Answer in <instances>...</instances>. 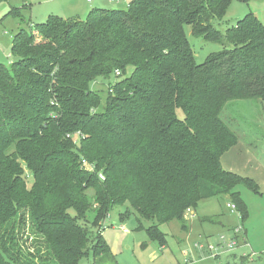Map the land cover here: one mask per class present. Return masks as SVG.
Instances as JSON below:
<instances>
[{
    "label": "trees",
    "instance_id": "trees-1",
    "mask_svg": "<svg viewBox=\"0 0 264 264\" xmlns=\"http://www.w3.org/2000/svg\"><path fill=\"white\" fill-rule=\"evenodd\" d=\"M234 1L250 0H132L126 10L92 9L85 21L49 15L19 31L15 60L0 64V264L106 255L104 222L126 203L134 230L160 247V227L178 221L188 231L186 217L203 201L228 196L248 219L236 189L261 194L260 186L224 168L239 137L221 115L231 102L264 101V24L251 13L218 30L213 22ZM186 27L223 49L198 64ZM113 75L121 80L103 99L91 85Z\"/></svg>",
    "mask_w": 264,
    "mask_h": 264
},
{
    "label": "rangeland",
    "instance_id": "rangeland-1",
    "mask_svg": "<svg viewBox=\"0 0 264 264\" xmlns=\"http://www.w3.org/2000/svg\"><path fill=\"white\" fill-rule=\"evenodd\" d=\"M131 2L132 0H95L94 2H89V0H3L0 2V64L8 66L15 60L12 55V46L14 38L19 31L21 29L27 31L34 30L37 24L46 22L48 14L65 19L76 18L85 21L92 9L126 10ZM12 8H20L22 16L16 17L9 14ZM251 13L264 24V0H250L248 3L234 1L224 19L220 21L215 20L213 25L218 30L224 32ZM186 33L198 64L204 63L211 54L223 49L219 44L206 41L202 37L193 36L191 27H186ZM9 55L12 57L9 58ZM132 71V69L128 70L125 78L130 77ZM119 80L121 79L113 75L109 80L99 78L91 86L93 91L100 93L103 99H105L109 87ZM263 103V100L235 101L229 103L222 112V119L237 134L239 141L244 142L242 137L247 133L246 129L254 131L253 126L260 123V118H264ZM178 116L184 119L183 112L180 110L178 111ZM256 129L260 130L258 133L260 136L264 135L263 127L257 126ZM75 140L78 143V139ZM240 147L242 148V146ZM245 147L252 152L254 151L258 156V162H261L264 166V147L261 145L252 148ZM231 153L236 155L235 148L227 153L223 159L224 168L227 170L229 168L226 157ZM240 163L238 162L236 165L241 167ZM230 170L242 176H247L241 169L230 168ZM249 176L258 182L261 194L254 193L246 186H239L236 189V191L240 192L242 199L248 207V219L244 221L239 212L232 213L230 211L228 205H232L233 203L228 196L200 203L198 209L194 211L197 214L196 217L191 216V212L187 215V221L193 227V231L190 234L187 235L184 233L185 231L183 232L178 221L160 227L167 236V252L166 256H164L166 263L161 261L160 264H185V259L190 261V264H237L240 262L238 257L243 254H251L252 252L255 254L262 253L264 251V172L262 173V177L257 176V173L253 175L252 172H250ZM27 181L31 187L33 184L31 177ZM87 195L93 206L95 204L93 190L88 191ZM121 214H124L122 220H127L130 216V220L127 223L128 226H136L135 220L138 216L133 213V209L129 203L115 207L104 222L105 238L109 246L110 239L113 240L117 237L118 230L114 226L115 224L120 226ZM71 215H76L74 210L71 211ZM95 218L96 213L92 209L87 214V222L85 224L90 226V223L94 222ZM206 218L213 219L214 223L202 222ZM143 222L145 227H150L153 224L148 220H143ZM240 227L242 230L241 233H238V246L231 252H228L226 249H220L218 251L219 259L212 257L207 245L218 244L221 235L227 238L234 236V230ZM144 242L148 244L154 243V245L160 247L156 242L150 241L144 231H134L132 235L126 236L120 244L117 260L120 263L128 260L127 264H137V260L140 264H149L147 260L149 250ZM197 242L205 246L203 250L198 249L200 252L195 251L193 248ZM128 245H131V249H128ZM31 246L29 239L26 247ZM182 252H186L185 257L182 255ZM232 259L234 263L231 261ZM91 260L93 261L92 257ZM81 264H87L86 260L83 259ZM256 264H263V262L257 261Z\"/></svg>",
    "mask_w": 264,
    "mask_h": 264
},
{
    "label": "crops",
    "instance_id": "crops-1",
    "mask_svg": "<svg viewBox=\"0 0 264 264\" xmlns=\"http://www.w3.org/2000/svg\"><path fill=\"white\" fill-rule=\"evenodd\" d=\"M94 1L89 0V2H94ZM48 15H50V14H48ZM259 120H260L259 121L260 123L256 124V126H253L254 131H250V130L246 129L247 133L244 134V136L242 137L244 142H242L240 140L238 146L235 147V151L237 152L236 155H234V153H235L234 152V153H231L230 155H228L226 157L227 158L226 161L228 162L229 171L234 172V171L230 170V168L231 169H241V171H244L247 175L244 177L252 178L249 176L250 172H252L253 175H255V173H257V176L262 177V173L264 172V166L262 165L261 162H258L257 154L254 151L252 152L251 150H249L248 148L245 147V146H247V147L252 148V147H258V145H261L264 147V135L260 136L258 134L260 130L256 129L257 126H259L260 128L263 127V129H264V118H262V119L260 118ZM252 128H250V129H252ZM240 146H242V148ZM224 157H223V159H224ZM223 159H222V164H223ZM238 162H241L240 163L241 167L239 165H236V163H238ZM208 201H210V200H208ZM196 215H197L196 212H194V211L191 212V216L196 217ZM129 220H130L129 218L127 220L120 219V226H118V224H115L114 227H116L115 229L118 230V233L116 234L117 237H115L113 240L110 239V248H111L110 254L103 255L100 258L98 257V260H97V258L93 259V261L91 260V257L85 258L87 264H127L128 263V260H125L124 262L120 263L117 260V257L119 256L118 253H119L120 244L123 242L124 238H126V236L128 237L129 235H132L133 232L135 231L134 230L135 227L128 226L127 223ZM186 220H187V217H186ZM187 224H188V231L184 232V230H183V232L188 235L193 231V227L190 226L188 221H187ZM117 226H118V228H117ZM104 231H103V236L105 238V232ZM197 243H195V244H197ZM144 244L148 247V250H149V252L147 254V260H148L149 264H160L161 261H164L163 263H166V261L164 260V256H166L167 246L160 248V247H157L156 245H154V243L148 244L147 242H144ZM245 244L247 246L246 241H245ZM193 248L195 249V251L200 252L195 246H193ZM128 249H131V245H128ZM185 254H186V252H182V255L184 257H185ZM247 255H250V254H243L242 256H247ZM240 257H238V258H240ZM216 259H219V257ZM231 261L233 262L234 260L232 259ZM186 262H188V261L185 259L184 263L186 264ZM248 262H249V264H256L257 261H255V263H254L248 259ZM258 262H260V263L263 262V264H264V259H262ZM137 264H140V262L138 260H137Z\"/></svg>",
    "mask_w": 264,
    "mask_h": 264
},
{
    "label": "built area",
    "instance_id": "built-area-1",
    "mask_svg": "<svg viewBox=\"0 0 264 264\" xmlns=\"http://www.w3.org/2000/svg\"><path fill=\"white\" fill-rule=\"evenodd\" d=\"M90 1H94V0H90ZM0 54H1V50H0ZM11 57L12 56L9 55V58H11ZM119 74L120 73L117 72V75H119ZM101 178H103V177H101ZM228 207L233 213L238 212V210L234 204L228 205ZM241 230H242L241 227L239 229L234 230V236H232L230 238H227L226 236L221 235V237L219 238L218 244H208L207 247H208L210 255L214 258H218L219 257L218 251L220 249H226L228 252L233 251L238 246V241H237L238 233H241ZM195 247L197 249H200V250H203L205 248L204 244H201V243L195 244ZM243 257H248L251 262L260 261V260L264 259V251L260 254H255L254 252H252L250 255L243 256ZM186 263L190 264L189 261Z\"/></svg>",
    "mask_w": 264,
    "mask_h": 264
}]
</instances>
